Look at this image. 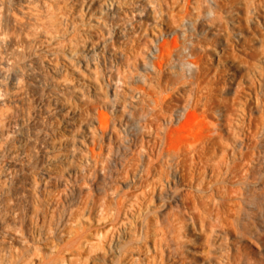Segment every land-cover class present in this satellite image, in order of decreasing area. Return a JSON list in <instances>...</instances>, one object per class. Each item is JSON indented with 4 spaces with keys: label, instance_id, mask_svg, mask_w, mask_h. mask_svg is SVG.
Masks as SVG:
<instances>
[{
    "label": "clouds",
    "instance_id": "clouds-1",
    "mask_svg": "<svg viewBox=\"0 0 264 264\" xmlns=\"http://www.w3.org/2000/svg\"><path fill=\"white\" fill-rule=\"evenodd\" d=\"M0 264H264V0H0Z\"/></svg>",
    "mask_w": 264,
    "mask_h": 264
},
{
    "label": "bare ground",
    "instance_id": "bare-ground-1",
    "mask_svg": "<svg viewBox=\"0 0 264 264\" xmlns=\"http://www.w3.org/2000/svg\"><path fill=\"white\" fill-rule=\"evenodd\" d=\"M199 119V117L197 116V114H195V113H193L192 114V118H191V121H190V123H195L197 120ZM181 131H183V130H181ZM183 139V137L181 136V135H178V137H177V141L179 142L180 140H182ZM248 162V160L246 159L245 161H244V164H246ZM244 165L242 164L241 165V167H243Z\"/></svg>",
    "mask_w": 264,
    "mask_h": 264
},
{
    "label": "rangeland",
    "instance_id": "rangeland-1",
    "mask_svg": "<svg viewBox=\"0 0 264 264\" xmlns=\"http://www.w3.org/2000/svg\"><path fill=\"white\" fill-rule=\"evenodd\" d=\"M238 55H239V53H236L235 50L233 49V50H231L230 56H225V59H229V58H233L234 59Z\"/></svg>",
    "mask_w": 264,
    "mask_h": 264
}]
</instances>
